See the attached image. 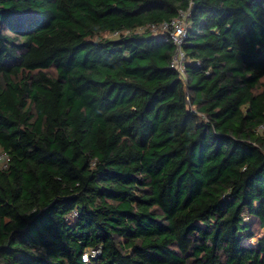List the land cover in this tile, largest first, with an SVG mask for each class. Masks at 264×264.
<instances>
[{"label": "trees", "instance_id": "trees-1", "mask_svg": "<svg viewBox=\"0 0 264 264\" xmlns=\"http://www.w3.org/2000/svg\"><path fill=\"white\" fill-rule=\"evenodd\" d=\"M0 152V264H264V0H0Z\"/></svg>", "mask_w": 264, "mask_h": 264}, {"label": "built area", "instance_id": "built-area-1", "mask_svg": "<svg viewBox=\"0 0 264 264\" xmlns=\"http://www.w3.org/2000/svg\"><path fill=\"white\" fill-rule=\"evenodd\" d=\"M190 11H180L179 15L170 21H165L160 24L149 25V30L162 34L165 41H172L176 47V54L172 60V66L178 68L180 71L184 70V63L186 60L185 52L182 48L188 34V16ZM147 29L146 26L139 28L143 31ZM130 30H126L125 33H129ZM119 32H114L113 36L118 35ZM10 157L6 152H0V165L6 167Z\"/></svg>", "mask_w": 264, "mask_h": 264}]
</instances>
